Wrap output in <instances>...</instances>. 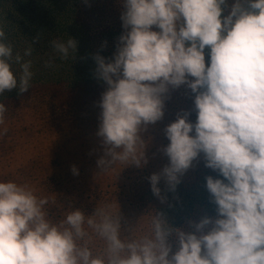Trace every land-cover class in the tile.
<instances>
[{
	"label": "clouds",
	"instance_id": "obj_1",
	"mask_svg": "<svg viewBox=\"0 0 264 264\" xmlns=\"http://www.w3.org/2000/svg\"><path fill=\"white\" fill-rule=\"evenodd\" d=\"M121 3L116 51L94 57L95 75L107 86L97 165L145 167L142 133L164 118L170 93L185 87L196 118L182 111L165 127L169 164L149 177L151 191L163 203L161 180L175 191L202 155L217 173L205 177L216 215L190 222L186 232L154 211L150 234L137 239L124 235L120 212L108 205L88 214L61 204L56 218L46 196L0 180V264H264V0ZM52 46L68 58L78 43L70 37ZM32 51L14 52L0 26V97L31 88ZM6 112L0 102V124ZM93 237L104 242L102 252L94 253Z\"/></svg>",
	"mask_w": 264,
	"mask_h": 264
},
{
	"label": "rangeland",
	"instance_id": "obj_2",
	"mask_svg": "<svg viewBox=\"0 0 264 264\" xmlns=\"http://www.w3.org/2000/svg\"><path fill=\"white\" fill-rule=\"evenodd\" d=\"M76 8L80 9L77 19L88 24V33L99 34L110 28L114 37L121 35V0L73 1L68 13ZM90 40L96 43L95 39ZM95 43H90L92 48ZM52 81L53 77L38 83L36 78L32 79L27 92L0 99L7 107L4 123L0 124V180L27 184L37 195L46 196L56 218L61 204H71L88 214L95 207L108 205L113 213L120 212L124 235L137 239L150 234L154 211L169 215L172 205H178L179 216L173 214L168 223L186 232L193 231L190 222H198L205 215L215 217L216 213L205 214L201 208L188 211L189 185L211 170L204 166L202 155L180 177L175 191L161 180L158 187L165 198L163 203L152 193L149 181L152 174L160 173L169 164L163 152L169 143L165 127L175 121L178 113L194 109L190 90L185 87L173 90L166 100L164 118L148 125L142 133L146 144L145 167L117 162L110 170L102 171L97 161L104 149L97 131L99 103L107 86L103 81L90 84ZM195 118L192 111L190 119L194 122ZM73 167L78 169V175L73 174ZM90 246L94 253L105 247L98 237H93Z\"/></svg>",
	"mask_w": 264,
	"mask_h": 264
},
{
	"label": "trees",
	"instance_id": "obj_3",
	"mask_svg": "<svg viewBox=\"0 0 264 264\" xmlns=\"http://www.w3.org/2000/svg\"><path fill=\"white\" fill-rule=\"evenodd\" d=\"M73 1L79 0H0V26L4 28L14 52L22 53L27 47L33 49L31 57L26 59L32 61L33 79L36 78V83L46 77H53L55 81L52 82L56 84L64 80L73 84L102 81L95 75L97 65L94 57L103 55L111 58L116 51L118 35L114 37L110 28L99 32L102 36L98 31L88 33V24L77 19L80 9H71V13H68ZM70 37L78 43L76 56L72 53L68 58H61L53 48L52 41H67ZM90 39H95L96 43ZM90 43L96 45L92 48ZM18 94L17 90H13L5 93L3 97ZM210 175L216 177L217 173L206 171L204 177L189 185L188 195L191 199L187 203L188 211L201 208L205 214L216 213L205 186V177ZM177 206L172 205V213L164 215L166 220L170 221L173 214L179 216L177 212L180 209Z\"/></svg>",
	"mask_w": 264,
	"mask_h": 264
}]
</instances>
